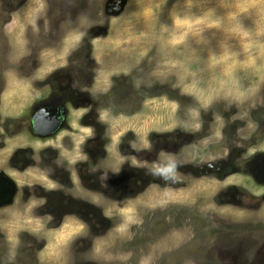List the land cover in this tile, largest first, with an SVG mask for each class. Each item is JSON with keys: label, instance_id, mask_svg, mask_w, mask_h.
I'll list each match as a JSON object with an SVG mask.
<instances>
[{"label": "rangeland", "instance_id": "374dc122", "mask_svg": "<svg viewBox=\"0 0 264 264\" xmlns=\"http://www.w3.org/2000/svg\"><path fill=\"white\" fill-rule=\"evenodd\" d=\"M54 73L69 128L13 168L0 264H264V0H0V117Z\"/></svg>", "mask_w": 264, "mask_h": 264}, {"label": "flooded vegetation", "instance_id": "af4514ba", "mask_svg": "<svg viewBox=\"0 0 264 264\" xmlns=\"http://www.w3.org/2000/svg\"><path fill=\"white\" fill-rule=\"evenodd\" d=\"M54 78L52 80L51 88L48 89L45 93H43L41 96H35L36 99L33 102V105H30V108H26V106L22 109L21 114L16 116L8 115L7 113L1 114L0 117V128H2V138L3 136H8L9 134H15L17 130L19 129V133L17 138L12 139L13 142L10 143V145L6 144V142L3 143V145L0 147V157L4 156L3 160L1 161V164L5 163L2 168H0V210L4 207L11 206L13 204V200L15 199L14 196H16V192L18 189L16 188L17 185L13 184V180H11L15 176V172L13 168H16L20 166L21 164H27V162H30V157L33 156L38 160V162L35 163L38 164L36 166L38 169L40 176L42 175V169H45L47 167V162H42V159L45 157H42V154L45 155V152H47L48 148H51L49 146V141L53 138H55L57 135H59L61 132H64L68 130V118L70 117V112L68 110L69 104L72 105L71 100L74 95L70 92L68 89V85L64 83L73 82L74 78L70 74L67 75V77H64L65 74L63 73H54ZM91 87V85H90ZM89 87V88H90ZM67 89V90H66ZM114 88L109 90V93L112 92ZM98 93L101 94L100 100L102 101L105 110H110L111 105H108L110 103L106 102L105 100H108V96L106 97V91H99ZM83 94L87 96L86 90H84ZM88 96L90 99H94V96L91 94L90 91H88ZM90 101V102H89ZM108 103V104H107ZM93 105H96V108L100 106L97 103H94V101L88 100L85 98L82 101V106L84 109L87 110V116H93L95 115L96 125L93 128V142L104 140L103 144L101 143L100 146L104 148L97 149L98 155L101 156V154L104 156H108L109 150L106 148L107 142L111 139V135H106V133H109L108 126L98 118L99 116V110H101V106L99 109L96 110V113H91ZM73 106V105H72ZM90 116V117H91ZM27 118V125L23 126V119ZM17 120L19 122H17ZM113 121V119H112ZM115 121H113L114 123ZM91 126V125H87ZM16 127V128H15ZM103 151H105L103 153ZM46 159V158H45ZM103 159V157L98 158V163L100 164V161ZM6 164H8L9 167H4ZM104 170L101 169V172H93V170L87 171V176L84 177L83 183L81 186H89L90 183H94V180L100 179V180H108V172H109V166L105 165V161L103 164H100ZM8 169V170H6ZM118 173V172H117ZM52 175H55V172L52 173ZM120 175L122 173L120 172ZM45 179H47V176L45 174ZM71 177V176H70ZM77 180L81 182L80 177L77 174ZM91 180V181H90ZM63 184V183H62ZM60 183H56V190H50L52 193H58L60 188ZM91 189H95V187H90ZM93 189V190H94ZM85 193L94 195L93 197L98 198L95 193H92V191L85 190ZM56 195V194H55ZM62 195L65 194H60ZM90 195V196H91ZM53 196V195H52ZM17 197V196H16ZM82 199V201H86L88 203H91L92 201L87 197H79ZM100 198V196H99ZM103 204H107L108 202H113L112 199H105L102 197ZM96 204V202H94ZM53 204H55V201H53ZM115 204V203H114ZM97 205V204H96ZM58 211V210H57ZM57 215V213H56ZM60 215V214H59Z\"/></svg>", "mask_w": 264, "mask_h": 264}]
</instances>
